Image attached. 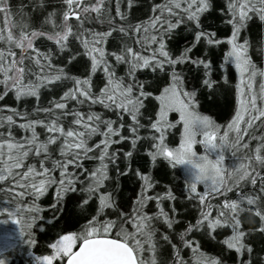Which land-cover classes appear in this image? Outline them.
Returning <instances> with one entry per match:
<instances>
[{"label": "snow or ice", "instance_id": "snow-or-ice-1", "mask_svg": "<svg viewBox=\"0 0 264 264\" xmlns=\"http://www.w3.org/2000/svg\"><path fill=\"white\" fill-rule=\"evenodd\" d=\"M134 2L115 0L113 15V0H32L33 11L43 17L33 29L23 5L14 7L12 0H0V100L13 92L18 102L36 101L31 112L14 108L9 109L12 114L0 116V184L7 185L0 192L9 196L3 201L6 206L0 207V217H6L0 225H15L29 246L37 244L33 230L38 221L44 225L41 232L47 228L62 232L47 243L50 254L35 256L36 264H223L222 256L201 251L197 236L216 241L222 255L234 252V264H264V135L251 136L258 141L254 150L249 143H241L255 121L264 127V79L256 87L264 69L250 59L249 40L240 42L253 16L264 23V0H226L222 25L230 26L227 39L218 38L217 30H205L202 17L213 9V0H168L152 6L153 15L138 23L130 16ZM50 4L58 6L48 10ZM181 26L192 39L176 55L169 41ZM117 37L120 47L108 51L109 38ZM37 41L52 42L55 51H42ZM221 45H227V51L214 64L210 53ZM201 46L202 56L193 55ZM121 65L125 66L123 76L117 75ZM229 66L239 77L236 109L222 131L221 125L197 111V98L198 92L227 85ZM142 69H151V80L138 79ZM189 72L199 74L198 87L191 91L185 89ZM98 73L103 86L94 81ZM215 73L219 78H214ZM153 82L163 84L162 90ZM55 87L64 89L62 94L42 105V90L51 92ZM153 91L159 92L154 96L158 111L148 118L154 134L141 136L142 109ZM171 113L178 114L175 123L169 119ZM14 116L24 121L18 125L25 133L20 139L13 134ZM178 124L182 125L178 146L170 147L167 133ZM126 128L129 135L123 134ZM141 141L149 145L144 155L152 165L163 158L172 168L188 166L186 198L196 211L192 219L178 218L174 206L172 215L165 211L163 202L176 200L170 190L149 194L156 187L152 176L132 168ZM125 142H130V150L113 148ZM196 145L203 153L195 150ZM224 148L231 149L234 157L242 148L247 150L230 172L224 167ZM217 149L221 153L213 159ZM30 157L38 161V167L26 163ZM85 161L96 163L86 168ZM192 161H205L208 166L201 168ZM121 163L142 182L130 210L122 209L116 199L119 177L127 174ZM110 166L117 169L114 188L109 186ZM248 184L251 192L244 190ZM53 186L51 218L45 219L41 215L45 209L37 201ZM234 189L238 196L230 199ZM77 192L82 194L78 210L84 211L94 198L98 205L76 229H69L57 205L64 203L68 193ZM216 196L223 201L208 200ZM152 201L157 211L149 214L146 209ZM181 224L183 230L177 232ZM218 230L230 232L217 239ZM165 247L170 249L166 257L160 252ZM185 249L191 250L189 259L182 255ZM0 264H7L6 258H0Z\"/></svg>", "mask_w": 264, "mask_h": 264}, {"label": "trees", "instance_id": "trees-1", "mask_svg": "<svg viewBox=\"0 0 264 264\" xmlns=\"http://www.w3.org/2000/svg\"><path fill=\"white\" fill-rule=\"evenodd\" d=\"M168 0H135L133 8L131 9L130 16L134 23H138L140 20H147L151 15H153L151 8L152 6L156 4H164L167 3ZM16 4H13L14 7H19L23 5L24 12L26 14L31 15V22L33 25V29H35L37 22L39 20H42L43 17L36 11H33L34 5L32 2H22L17 1L14 2ZM58 5H49L48 10H52L53 7H56ZM226 6V0H213V9L209 13H205L202 19L204 20L205 30H217V36L220 39H227L230 34V26L222 25V21L224 19L223 16V10ZM122 10H127L126 3L122 5ZM112 12L113 15H115V0H113L112 4ZM155 15H159V12L155 13ZM167 15V13H165ZM117 20L119 18L117 17ZM117 34L114 33V37H116ZM247 38L249 40V52L248 55L252 62L257 66L259 69H264V23H261L258 19V17L253 16V18L248 22V26L242 31L241 33V40L240 42H243V39ZM192 39L191 34L187 33L185 28L181 26L179 29H177L170 41L169 46L174 52V54L178 55L179 52L183 49V47L188 43L189 40ZM37 46L40 47L42 51H46L48 48H52L53 51H55V45L50 41H37ZM118 47H120V41L117 38H109V41L106 45V49L108 51L116 50ZM138 47V46H137ZM227 51V45H221L219 49H213L210 53V59L213 61L214 64H217L220 60H222L223 53ZM203 53V46L198 48L193 55L195 56H202ZM54 63L60 64L59 60L54 61ZM80 71H83L81 68ZM125 71V66L121 65L117 69V75L123 76ZM73 74H78L75 70ZM139 80H151L152 79V73L151 69H142L138 74ZM198 73L196 72H189L188 73V79L185 84L186 90H194V88L198 87ZM228 81L229 83L225 85L223 88L219 90H209L204 92H198V98H197V111L201 115H208L210 118L214 120L215 123L221 125L222 131L226 130L227 123H229L232 119V117L235 114L236 109V101H235V84L238 83L239 77L235 72L234 67L229 66L228 67ZM214 78H219V73L214 74ZM264 78L257 77L256 81V87L258 88L259 83ZM94 81L97 85L103 86V79L102 74H97L96 77H94ZM154 83V87L160 88L162 90L163 84H156ZM61 87H55L51 92L48 90H42L41 92V103L42 105L46 106L47 102L50 99L56 98L58 99L59 96L62 94ZM3 89L0 87V93H2ZM158 91H153V96L149 97L145 101V108L142 109L143 117L141 119V123L145 125L144 128L140 129L139 134L141 136H148L150 134H154L153 130L150 129V123H149V117L154 116V113L158 111V102L155 101L154 96L158 95ZM36 106V101L34 98H28L26 100L16 101L15 95L13 92H10L7 96L4 97L3 100H0V109L3 111L0 112V116H7L12 114L9 109H17L19 111H24L27 109L29 112ZM96 111H100L99 108L96 109ZM111 115V114H107ZM36 118V117H32ZM40 118H43L41 116ZM126 120H128L127 117H125ZM170 121L175 123L177 121L176 114L171 113L169 116ZM15 125L13 126V134L16 136L17 139H20L22 136L25 135V133L18 129L19 123H22L20 117L14 116ZM130 123V120H128ZM260 121L254 122V127L248 130V134L243 135V139L241 143H249V148L253 149L256 147L258 141L251 139L252 135L255 136H261L264 135V127L260 126ZM243 127V126H242ZM179 124L176 128L170 129L167 133L166 143L169 144V146H173L176 144L178 140V133H179ZM38 132L41 133V139L44 138L43 130L38 128ZM124 135H129L127 128L124 130ZM235 133H230V136L234 137ZM98 141L99 138H96ZM53 149L56 148V146H52ZM116 147H122L124 150H130V142H125L123 145H114L113 148ZM148 143L145 141L138 142V151L134 153L133 158V164L132 168H140L141 172L144 174H150L153 178L154 183H156V187L149 192L150 195H155L157 193L163 195L167 191H171L172 194L176 197V200H165L163 202V207L165 211H168L170 215L171 208L174 206L177 211L180 213V216L178 218L180 219H192L194 215H196V211L193 208V204L189 203L187 200V185L185 182L188 180L184 170L182 169L181 165L176 166L175 168H172L171 164H169L167 161L163 160V158H158L155 165H152L150 162V158L146 157L144 153L148 150ZM247 150L241 149L239 153H237V156L232 155V150L224 148L223 149V156H224V162L226 164H230V160L233 161V167L238 165L240 162V157L245 154ZM254 155V151L251 153ZM143 157V159H141ZM230 162V163H228ZM26 163H37L38 167V161L34 157H30ZM85 167L91 168L96 163L95 161H85ZM229 166V165H228ZM120 168L127 171L126 166L121 163ZM26 170V169H23ZM71 171V169H70ZM110 176L113 178L109 182V186L114 188L117 180V169L110 166ZM58 177V173H56ZM119 192L116 193V199L121 205L122 209H128L130 210L131 204L134 202V198L137 197L141 185V181L138 177H136L133 172L127 171L126 175H122L119 177ZM7 185L0 184V187H6ZM202 190V186H198V192ZM246 192H251L252 186L251 184H248L246 188L244 189ZM194 195V194H193ZM55 196V186L49 189L47 194L42 197L37 203L41 205L42 208L45 210L41 213L45 219L51 218V213L49 210V206L53 203ZM230 199H236L238 196V192L234 189L233 192L228 194ZM9 196L6 195L3 192H0V207L6 206L3 204V201L5 199H8ZM27 201H30L32 198L27 197L25 198ZM208 200H210L213 204L217 202H222L223 197L216 196V197H209ZM78 202H82V194L77 193H68L67 196L64 199V203L62 205H57V207H60L63 211V216H61V219L67 220L68 224L67 227L69 229H76L79 224L84 222V217L89 215L94 211V209L98 205V201L95 200V198L90 201L88 206H85L84 211H80L77 208ZM187 209V211H185ZM146 211L149 214L154 213L157 211L155 208V202H149V205L146 209ZM215 215V213H213ZM59 216L60 214L57 213ZM112 219H115V216L111 217ZM43 223L38 221L37 227L33 230V238L37 240V244L35 246H29L26 242L27 238H19L18 241L15 242V247H13L11 250H8L5 252V254L9 255L11 259H16L19 257V264H33L29 257H26L27 252H29L31 255L38 256V255H46L50 254V250L46 247L47 243L53 242L54 238L58 236V234H62L59 230L47 228L45 231L41 232L39 230L40 227H43ZM157 227L160 228V231L163 232L164 229L162 226L157 225ZM183 225H177L176 231H182ZM230 230H218L217 232V239L222 238V236L226 233H229ZM159 237H157V240ZM196 239L201 243V251H204L206 254L210 256H216L217 258L223 259V264H234L235 260V253H227L222 255L221 247L217 245L216 241H213L211 239H202L201 237L197 236ZM162 243V242H161ZM256 246H260V240L257 239ZM168 251L170 249L161 248L160 252L163 253V255L166 257L168 254ZM264 254V253H262ZM182 255L185 259H189L191 257L192 253L190 249H185L182 252Z\"/></svg>", "mask_w": 264, "mask_h": 264}, {"label": "rangeland", "instance_id": "rangeland-1", "mask_svg": "<svg viewBox=\"0 0 264 264\" xmlns=\"http://www.w3.org/2000/svg\"><path fill=\"white\" fill-rule=\"evenodd\" d=\"M176 118L178 120V114H176ZM179 126H180V128H179V133H178V140H177L175 145L170 146V147L178 146L180 134L182 132V125H179ZM195 150L198 153H203V148L200 145H196ZM220 153H221L220 149L215 150V152L212 154V158L215 159L216 156L219 155ZM230 162H228L230 164H226L224 162V167L226 169H228L229 172L232 171V168H233V161L230 160ZM181 167L184 170L187 179L189 180L190 179V172L187 170L188 166L187 165H181ZM199 186H202V185H199ZM3 218H6V217H0V219H3ZM15 229H16V226L12 225L11 223H9L7 225H0V253H4V252L12 249L13 247H15V242L18 241V239L20 238L19 235L16 233ZM9 236H11L12 239L9 240L8 239ZM6 244H7V248L5 247ZM26 257H29L30 260L32 261V263L36 264L34 255H31L29 252H27Z\"/></svg>", "mask_w": 264, "mask_h": 264}, {"label": "flooded vegetation", "instance_id": "flooded-vegetation-1", "mask_svg": "<svg viewBox=\"0 0 264 264\" xmlns=\"http://www.w3.org/2000/svg\"><path fill=\"white\" fill-rule=\"evenodd\" d=\"M17 1L18 2L19 1H22V2H32V0H12L13 4H16L14 2H17ZM1 258H6L7 264H19V259H20L19 257H17L16 259H11V257L9 255L5 254V252L3 253V256Z\"/></svg>", "mask_w": 264, "mask_h": 264}, {"label": "clouds", "instance_id": "clouds-1", "mask_svg": "<svg viewBox=\"0 0 264 264\" xmlns=\"http://www.w3.org/2000/svg\"><path fill=\"white\" fill-rule=\"evenodd\" d=\"M192 163L199 164L201 168L208 166L207 162H205V161H192Z\"/></svg>", "mask_w": 264, "mask_h": 264}]
</instances>
